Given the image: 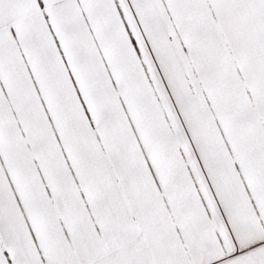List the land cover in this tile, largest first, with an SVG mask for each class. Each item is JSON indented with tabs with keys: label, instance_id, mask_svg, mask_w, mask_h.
I'll use <instances>...</instances> for the list:
<instances>
[{
	"label": "snow or ice",
	"instance_id": "obj_1",
	"mask_svg": "<svg viewBox=\"0 0 264 264\" xmlns=\"http://www.w3.org/2000/svg\"><path fill=\"white\" fill-rule=\"evenodd\" d=\"M0 264H264V0H0Z\"/></svg>",
	"mask_w": 264,
	"mask_h": 264
}]
</instances>
